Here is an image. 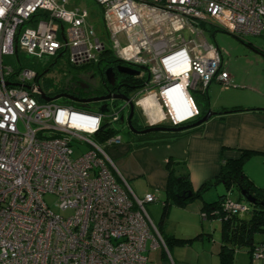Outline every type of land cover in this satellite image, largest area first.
Listing matches in <instances>:
<instances>
[{
    "label": "built area",
    "instance_id": "built-area-1",
    "mask_svg": "<svg viewBox=\"0 0 264 264\" xmlns=\"http://www.w3.org/2000/svg\"><path fill=\"white\" fill-rule=\"evenodd\" d=\"M94 1L109 48L88 23L90 12L70 0H0V264H147L148 241L162 242L145 208L158 194L138 197L107 152L121 136L92 138L104 123L119 122L124 105L101 112L41 100L37 87L53 96L73 93L78 84L77 74L63 71L59 85L45 90L40 81L49 60L67 52V64L78 67L111 54L147 66L159 95L180 81L188 93L212 82L233 85L203 25L236 36L264 34V0ZM157 35L167 40L155 42ZM18 52L38 59L43 71L22 67ZM4 56H15L18 68L5 65ZM73 139L89 145L77 157ZM46 194L56 197L59 212ZM247 208L229 192L221 204L225 214ZM250 260L264 264V239Z\"/></svg>",
    "mask_w": 264,
    "mask_h": 264
},
{
    "label": "crops",
    "instance_id": "crops-1",
    "mask_svg": "<svg viewBox=\"0 0 264 264\" xmlns=\"http://www.w3.org/2000/svg\"><path fill=\"white\" fill-rule=\"evenodd\" d=\"M261 70L264 68L261 67ZM230 75L233 80L231 72ZM217 86L221 89L231 87L212 82L205 93L200 89L197 91L201 95L213 96L218 94ZM224 98L218 106L199 110L216 112L203 124L179 132H166L167 139L171 140L169 142L135 146V142L128 139L108 147L109 157L126 180L133 183L138 178L144 180V189L141 194H136L138 197L157 193L158 202L163 204L168 180L165 164L169 158L173 160L175 174H188L191 190L196 192L204 182L219 173L222 163L238 159L244 150L251 152L244 163L245 173L255 186L264 188V100L244 104ZM160 99V95L150 93L138 102L151 122L170 117L168 105L162 100L165 111ZM196 110L198 112L197 107ZM219 185L223 186L222 183L214 185L202 197L190 200L186 206L171 204L161 229L154 222L162 242L159 240L157 246L151 247V241H148L145 251L147 264H219L221 240L216 230L218 226L221 228V222L206 219L200 211L203 202H212L225 193L224 188L218 190ZM212 189H215V199L210 192ZM151 204H145L148 214L147 208ZM260 239L261 236H258L257 240ZM235 264H250V254L246 251L236 252Z\"/></svg>",
    "mask_w": 264,
    "mask_h": 264
},
{
    "label": "rangeland",
    "instance_id": "rangeland-1",
    "mask_svg": "<svg viewBox=\"0 0 264 264\" xmlns=\"http://www.w3.org/2000/svg\"><path fill=\"white\" fill-rule=\"evenodd\" d=\"M72 5H80L85 7L89 12L90 16L88 19V23L92 24L95 32H97L101 40L105 42L106 48L111 46L107 36L104 34L103 30V21H102V8L101 6L95 2L94 0H70ZM66 27V26H65ZM184 34V33H183ZM206 38L209 42L216 45L222 52L224 62L226 64V68L229 69L231 74L233 75L234 86L228 87L226 89H221V87L217 86L216 91L218 94L212 95H201L197 90L189 88L188 92L198 108V110H202L203 107H212L220 105L222 97L224 99L230 101H240V103H250L256 101L264 100V70H261V67L264 68V36H236L230 33H227L221 29L215 28L211 32L206 34ZM158 39L167 40L164 37L158 38V35L154 37L155 42H158ZM169 39H171L169 37ZM168 39V40H169ZM254 47L256 50H252ZM153 51H150L152 54ZM19 60L22 63V67L31 68L39 73L43 71V64L39 62L38 59L32 56H27L22 52H18ZM3 62L7 66L18 68V62L15 59V56H4ZM68 63V54L63 53L60 57L58 63L47 73L46 76L42 78L40 81L41 85L45 88V90L50 91L54 90L58 85L60 79L63 77V71H68L74 75L87 72L91 68V64H86L78 67H71ZM152 64L154 62L152 61ZM143 66V65H142ZM144 69L148 72L150 76V80L144 85V87L139 91L138 96L136 97L137 109L141 113L142 121L144 123L149 122V118L146 115L144 109L139 105V100L146 96L147 94L153 92L155 95L159 96V87L160 85L152 83L153 80L152 73H150V69L147 66H143ZM236 78V79H235ZM201 92L205 93V90H201ZM221 93L223 95H221ZM69 100L60 97L55 100L57 104H68ZM79 103V102H75ZM74 103V104H75ZM164 103H162L163 105ZM84 107H80L82 110L86 111H95L96 104L94 102H88L83 105ZM164 106V105H163ZM164 110L166 111V107L164 106ZM213 111V110H212ZM215 112V111H214ZM195 118V116H194ZM193 119L184 122V124L190 123ZM157 124H164L172 126V120L170 117L162 119L160 121L154 122ZM111 127L117 129V133L121 136L122 140L130 139L129 134L126 131V127L120 122H113ZM94 138V136H92ZM121 140V141H122ZM71 145L73 148V157H77L81 154V151H85L89 148L87 144H79L75 139L71 140ZM154 145V144H153ZM78 147V148H77ZM79 149V150H78ZM108 152V150H107ZM136 180V179H135ZM134 180V181H135ZM130 188L135 192V194H141L144 189V180L138 178L134 183L132 180H127ZM224 188L222 185L218 186V190ZM223 190V189H222ZM213 194V198L215 196V189L210 191ZM236 191H233L231 196L235 198ZM214 198V199H215ZM44 200L51 207V209L55 212H59L55 203L57 201L56 197L52 194L44 195ZM161 206L162 202H154L148 206V212L153 222L158 224L159 217L161 214ZM71 211L67 210L62 212V215H67ZM217 222V221H216ZM217 235L220 234V228L217 227Z\"/></svg>",
    "mask_w": 264,
    "mask_h": 264
},
{
    "label": "trees",
    "instance_id": "trees-1",
    "mask_svg": "<svg viewBox=\"0 0 264 264\" xmlns=\"http://www.w3.org/2000/svg\"><path fill=\"white\" fill-rule=\"evenodd\" d=\"M203 28L207 34L216 27L213 25H203ZM68 102V104H71L77 109L84 107V104L81 103H75L70 100ZM204 113V111L198 110L194 121L199 119ZM115 133H117V130L104 123L100 130L94 134V140L98 143H103ZM127 133L130 136V140L135 142V146L162 144L171 141L167 139L166 134L168 133L161 131L144 133L137 136H133L130 132ZM250 155V151L244 150L238 159L227 160L222 163L219 173L214 178L204 182L196 192L191 190L188 174H175L173 160L169 158L165 164L168 170V180L165 188L166 197L161 206L158 228L161 229L164 225L171 204L186 206L190 200L202 197L214 185L222 183L225 193L212 202H203L200 210L206 219H217L221 222V244L218 252L219 264H235V254L239 251H246L251 255L255 244L264 239V188L255 186L244 171V163ZM188 190L192 191L191 196L182 198V192H187ZM241 190H244L246 195L254 198L252 204L246 202L240 193ZM233 191H236L235 198L231 196ZM228 192L233 200L247 205L248 208L245 212L232 215L225 214L221 210L222 201ZM258 236H261L260 240H257ZM197 237L199 235L195 238ZM179 241L182 240L179 239ZM188 241H191V239H188Z\"/></svg>",
    "mask_w": 264,
    "mask_h": 264
},
{
    "label": "flooded vegetation",
    "instance_id": "flooded-vegetation-1",
    "mask_svg": "<svg viewBox=\"0 0 264 264\" xmlns=\"http://www.w3.org/2000/svg\"><path fill=\"white\" fill-rule=\"evenodd\" d=\"M56 58L48 61L44 70L43 77L58 63ZM91 64V68L87 72L77 74L78 84L74 92L68 93L78 99H92L108 96L106 99L91 101L96 104L99 109L101 105H105L106 109L114 106L124 105L123 114L119 122L126 127V131L133 136L141 135L143 129L149 125L142 121V116L137 109L136 97L139 91L146 85L148 81V72L139 67L137 64L124 62L117 59L114 55H102ZM86 65V64H85ZM110 77L108 78V74ZM76 102V101H74ZM132 109V111H131ZM122 119V121H120ZM194 119L191 121L193 122ZM169 126L157 124V126ZM130 128L132 130H130Z\"/></svg>",
    "mask_w": 264,
    "mask_h": 264
},
{
    "label": "water",
    "instance_id": "water-1",
    "mask_svg": "<svg viewBox=\"0 0 264 264\" xmlns=\"http://www.w3.org/2000/svg\"><path fill=\"white\" fill-rule=\"evenodd\" d=\"M61 29H62V26H61ZM252 50H256V49L254 47H252ZM139 67L144 68L143 66H139ZM107 75L109 78L110 77L109 73ZM26 87L31 88L30 86H27V85H26ZM37 90L39 92L40 99L43 101H50L53 99L64 97V98H67V99L72 100V101H76V102H80V103H88L91 101H98L100 99L108 98V96H105V97L92 98V99H78V98H76V97H74L68 93H59V94H55L53 96H47L40 87H37ZM99 110L101 112H105L107 109H106L105 105H101L99 107ZM131 111H132V109H131ZM215 114H216V112L211 111V110H207L199 119H197L193 122L187 123V124H178L176 126H174V125H172V126L152 125V126H150L149 125L147 128H145L139 132L140 133H149V132H158V131H161V132H179V131H182L185 129H189L192 127L199 126V125L203 124L204 122H206L212 115H215ZM120 121H122V119ZM130 130H132V129L130 128ZM240 193L245 198L247 203L252 204L254 202V198L250 195H246V192L244 190H241ZM191 194H192V191L188 190L187 192H182L181 197L182 198H188L191 196Z\"/></svg>",
    "mask_w": 264,
    "mask_h": 264
},
{
    "label": "bare ground",
    "instance_id": "bare-ground-1",
    "mask_svg": "<svg viewBox=\"0 0 264 264\" xmlns=\"http://www.w3.org/2000/svg\"><path fill=\"white\" fill-rule=\"evenodd\" d=\"M163 37H166V35H163ZM156 46H158V43ZM160 97L166 106L168 105L167 109L170 119L176 123H181L186 119L191 118L195 114L193 102L185 89V81L175 82L172 85L162 89ZM162 100L160 99L161 103H163Z\"/></svg>",
    "mask_w": 264,
    "mask_h": 264
},
{
    "label": "clouds",
    "instance_id": "clouds-1",
    "mask_svg": "<svg viewBox=\"0 0 264 264\" xmlns=\"http://www.w3.org/2000/svg\"><path fill=\"white\" fill-rule=\"evenodd\" d=\"M188 95H189V92H188ZM189 97H190V95H189ZM190 99H191V97H190ZM191 100H192V99H191ZM192 102H193V101H192ZM193 105H194V102H193ZM194 108H195L196 113H195L191 118L186 119L185 121H183V122H181V123H179V124H184V122H186V121H188V120H191L192 118L194 119V116L197 115V110H196L195 105H194ZM177 125H178V124H177ZM174 126H176V125H174Z\"/></svg>",
    "mask_w": 264,
    "mask_h": 264
}]
</instances>
